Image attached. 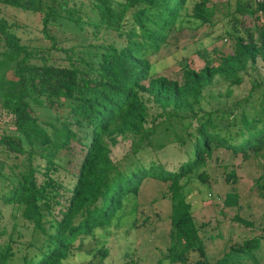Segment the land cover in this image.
I'll use <instances>...</instances> for the list:
<instances>
[{
    "label": "trees",
    "instance_id": "trees-1",
    "mask_svg": "<svg viewBox=\"0 0 264 264\" xmlns=\"http://www.w3.org/2000/svg\"><path fill=\"white\" fill-rule=\"evenodd\" d=\"M8 5L32 11L40 36L8 19ZM184 9L213 24L217 4L0 0V54L11 67L0 80V106L11 122L0 129V264H68L76 242L110 225L150 181L165 184L161 196L169 203V244L157 263L264 264V218L255 224L239 215L237 188L222 202L251 231L215 258L203 238L221 232H201L185 189L191 178L208 182L207 166L226 149L240 161L223 164L224 181L238 182L236 165L249 164L264 203V77L231 96L258 59L264 62V0L235 1L225 30L230 51L199 68L184 62L180 78L155 74L151 56L174 39ZM219 81L225 87L212 92ZM206 96L216 99L209 107ZM120 142L128 147L116 156ZM169 145L180 152L172 166L158 156ZM98 251L100 260L108 252Z\"/></svg>",
    "mask_w": 264,
    "mask_h": 264
},
{
    "label": "rangeland",
    "instance_id": "rangeland-1",
    "mask_svg": "<svg viewBox=\"0 0 264 264\" xmlns=\"http://www.w3.org/2000/svg\"><path fill=\"white\" fill-rule=\"evenodd\" d=\"M235 1L210 0L217 4L213 24H203L185 15L184 9L177 22V29L173 32L174 39L151 56L153 72L180 78L181 65L184 62L199 68L204 64L205 58L215 56L220 50L230 51L232 41L225 34V30L231 29L232 22L228 14L234 10ZM2 10L8 19H16L24 23L29 36H40V24L32 11L11 5L6 6V9L2 7ZM258 21H263V18ZM9 64L10 61L0 54V80L9 74L11 69ZM262 77H264V62L258 59L257 67L248 70L244 81L236 86L231 96H237L240 91L248 88L251 81ZM224 87V82H215L211 91L215 93ZM218 98L221 101L225 100L224 96ZM215 101L216 99L206 96L202 104L204 107H209ZM38 112L42 116L48 113L45 109H38ZM10 126V114L0 106V129ZM127 147L126 143L120 142L113 148V152L116 156H120ZM158 156L172 166L179 159L180 152L173 145H169L158 152ZM239 161L240 156H234L229 150L220 149L207 166L210 173L209 181L202 183L196 178H191L190 182L186 183L185 189L188 198L193 202L194 217L201 232L204 235L221 232V235L203 238L210 258L218 257L231 240H239L249 235L251 231L234 219L233 216L237 212L235 207L223 205L222 199L229 188L235 187L240 193L241 207L238 209L240 216L255 224L264 218V203L252 187L253 174L249 164L236 165L238 182L232 184L224 181L223 164ZM182 180L184 181V178ZM166 189L164 183L155 185L150 181L138 196L130 197L125 201V206L116 214L110 225L96 227L93 235L85 236L76 242L75 254L68 264H173L167 258L157 263L167 252L166 248L169 244V203L167 198L161 196ZM209 191L213 196L209 195ZM145 215L148 219L140 223V217ZM101 247H105L108 252L105 258L100 260L97 252ZM258 253L263 257L264 262V241ZM195 254L196 252L193 251L191 257Z\"/></svg>",
    "mask_w": 264,
    "mask_h": 264
}]
</instances>
